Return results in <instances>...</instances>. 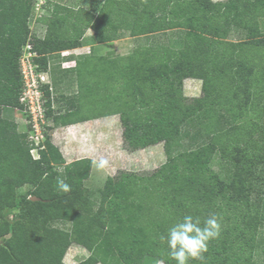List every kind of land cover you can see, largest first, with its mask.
Returning <instances> with one entry per match:
<instances>
[{
  "label": "trees",
  "instance_id": "trees-1",
  "mask_svg": "<svg viewBox=\"0 0 264 264\" xmlns=\"http://www.w3.org/2000/svg\"><path fill=\"white\" fill-rule=\"evenodd\" d=\"M36 1L0 0V264H67L72 244L89 252L78 264H256L264 251V0H104L97 11L47 0L43 36L30 29ZM169 32L178 46L166 44ZM124 36L146 41L123 57L84 55L73 67L59 59L60 70L50 63ZM28 41L41 68L51 66L54 87L76 73L71 94L51 98L44 86L53 126L118 113L127 148L163 142L166 161L152 172L121 170L93 191V159L68 162L49 134L35 158L28 128L5 114L23 106ZM188 77L202 80L199 97L184 94Z\"/></svg>",
  "mask_w": 264,
  "mask_h": 264
},
{
  "label": "rangeland",
  "instance_id": "rangeland-1",
  "mask_svg": "<svg viewBox=\"0 0 264 264\" xmlns=\"http://www.w3.org/2000/svg\"><path fill=\"white\" fill-rule=\"evenodd\" d=\"M46 1L47 0H43V2ZM49 1H60L62 3H67L73 7L85 6L88 8H93V10L96 11L101 8L104 2V0ZM46 12L47 9L45 7H42V9L40 10V14L43 15L46 14ZM38 28H40V25H38ZM40 29L41 31L39 32L42 35L44 34V31H46V26L44 25ZM91 33V30L87 31L88 36H90L89 34ZM131 48L132 43L131 41H129V39H117L111 42H107L106 44L96 45L95 49H90L89 46H82V48L76 49V51L74 52L67 51L65 52V55L61 54L60 58L59 56H56L54 58L59 61V59L64 60L65 58H70L71 56L82 57L84 56V54L93 55L95 58H97L98 56H103L108 52H113L114 57H116V53H129ZM89 51H91V53ZM75 61L77 64V59H75ZM60 76L61 73L59 74V72H57L54 77L55 79L56 77L57 79H59ZM185 87L190 91L196 90L194 91V94H202L201 80L187 79L185 81ZM55 90V93H57V95L58 92H75L78 90V85L76 82H73L72 84L69 78L64 83L57 81ZM57 105L58 104L56 103L55 106ZM87 110L89 109L86 104L84 107V113L90 112ZM5 114L10 118L15 119L20 124L22 130L26 129V126H24L23 122L24 115L21 111H19L18 109L8 108L5 111ZM51 122V125L48 129V134L51 136V140L53 141V143L61 149L64 157L68 162L85 157L93 159L91 176L86 181L87 186L93 191H97L98 189L103 188L107 176L116 175L121 170L147 173L159 168L166 161V153L163 143L153 147L152 149H128L123 138V126L120 120V115L118 113L99 115L97 117H93L90 120L84 121L83 123L75 125L71 124L66 126H53V122ZM88 255L89 252L86 248L78 244H72L68 249L64 260L67 264H78ZM146 264L164 263L155 259H150L146 261ZM256 264H264V251H261L259 255H257Z\"/></svg>",
  "mask_w": 264,
  "mask_h": 264
},
{
  "label": "built area",
  "instance_id": "built-area-1",
  "mask_svg": "<svg viewBox=\"0 0 264 264\" xmlns=\"http://www.w3.org/2000/svg\"><path fill=\"white\" fill-rule=\"evenodd\" d=\"M43 0H37L35 3V13L31 18L30 29L32 33L41 35L39 31L44 25L38 23V18L42 16L40 10L45 7L46 2ZM44 15V14H43ZM40 25V28H38ZM45 33V31H44ZM65 52H61L65 55ZM40 54L33 48V44L28 41L21 52L20 55V70L23 80V86L20 95V102L23 105L22 108H17L24 115V126L28 128L29 138L34 142L35 146L31 150L32 155L35 158L40 157L39 150L44 148V140L48 134V129L50 127V118H48V96L44 86H48L51 98L55 96V87L50 74L49 69L44 70L41 68L40 63L37 58ZM66 59V60H65ZM62 60L63 67H71L76 64L75 59L65 58ZM52 123V122H51Z\"/></svg>",
  "mask_w": 264,
  "mask_h": 264
},
{
  "label": "crops",
  "instance_id": "crops-1",
  "mask_svg": "<svg viewBox=\"0 0 264 264\" xmlns=\"http://www.w3.org/2000/svg\"><path fill=\"white\" fill-rule=\"evenodd\" d=\"M217 1V0H216ZM91 30V29H90ZM92 34V33H91ZM91 34H89V35H91ZM86 36H88V34L86 33ZM118 39H129V41H131V43H132V48H131V50L133 49V47H135L137 44H140V43H144L146 40L144 39V38H142V37H140V38H135V37H131V36H124V37H119ZM114 40H117V39H114ZM114 40H111V41H114ZM111 41H106V42H101V43H98V44H96V45H101V44H106L107 42H111ZM165 42H166V44H170L171 46L172 45H175V46H178L179 45V39L178 38H176V37H172V32H169L168 34H167V36L165 37ZM95 45V46H96ZM84 46H89V47H91V44L89 43V44H86V45H84ZM83 46V47H84ZM80 48H82V47H78V48H75V49H71V50H67V51H76V49H80ZM93 49V48H92ZM94 49H95V47H94ZM131 50H130V52H131ZM90 52V51H89ZM130 52L129 53H125V54H118V53H116V56H127V55H129L130 54ZM90 54V53H89ZM59 55H61V53L59 54ZM85 55V54H84ZM86 55H88V54H86ZM54 57H56V56H54ZM81 56H78L77 58H80ZM71 58H76V57H73V56H71L69 59H71ZM50 63L52 64V66L53 67H58L57 69L58 70H60L59 68V66L57 65L58 64V60L57 59H55V58H53L51 61H50ZM57 72V71H56ZM75 76H76V73L74 74L73 72H71V73H68V74H66V75H64V79L65 80H62V83H64L65 81H67V79H73V78H75ZM187 79H190V80H201V79H199V78H194V77H188V78H186L185 80H184V94L187 96V95H190V96H188V97H199L200 95H197V94H194V91H196V90H188L186 87H185V81L187 80ZM202 81V80H201ZM71 82V81H70ZM191 82H193V81H191ZM190 83V82H189ZM72 84H73V81H72ZM192 89H193V87H192ZM72 92H74V91H72ZM71 91L70 92H58V94H61V93H63V94H71L72 93ZM122 99L123 98H121L120 100H119V102H121L122 101ZM84 122V121H83ZM83 122H78V123H73L72 125H75V124H80V123H83ZM71 125V124H70ZM161 143H163V142H161ZM161 143H158V144H156V145H152V146H150V147H146V148H144V149H152L153 147H155V146H157V145H159V144H161ZM163 146H164V143H163Z\"/></svg>",
  "mask_w": 264,
  "mask_h": 264
},
{
  "label": "water",
  "instance_id": "water-1",
  "mask_svg": "<svg viewBox=\"0 0 264 264\" xmlns=\"http://www.w3.org/2000/svg\"><path fill=\"white\" fill-rule=\"evenodd\" d=\"M33 199H36L35 197H33Z\"/></svg>",
  "mask_w": 264,
  "mask_h": 264
}]
</instances>
